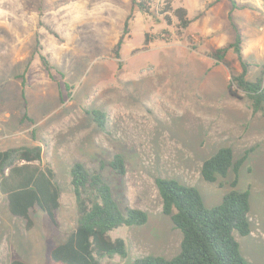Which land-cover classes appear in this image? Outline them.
Here are the masks:
<instances>
[{
	"label": "rangeland",
	"instance_id": "rangeland-1",
	"mask_svg": "<svg viewBox=\"0 0 264 264\" xmlns=\"http://www.w3.org/2000/svg\"><path fill=\"white\" fill-rule=\"evenodd\" d=\"M215 1L173 0L174 7L184 6L196 18L186 30L175 18L169 26L160 15L163 21L157 23L135 11L117 58L131 0H0V151L42 145L43 159L35 164H51L62 189L58 227L37 208L30 230L10 213L8 198L0 193V264L16 259L53 264L52 245L77 224L71 185L77 161L92 171L104 163L103 174L121 207L149 214L145 225L110 233L125 240L128 256L105 258L103 264H132L149 255L173 258L180 252L182 233L163 213L155 181L175 179L196 187L207 207L218 206L233 189L235 174L208 182L201 169L223 147L233 148L235 158L250 150L237 189L250 192L252 233L236 236L245 259L264 264V112L254 114L242 91V99L233 97L231 70L205 55L235 38V22L251 64L248 79L264 78V0H235L245 9L234 8L231 0ZM165 2L151 4L160 10ZM213 9L220 11L219 26L204 35L201 26ZM167 28L172 42L146 43L147 33ZM39 53L54 67V79ZM231 54L234 72H239L240 63ZM95 109L107 114L105 130L86 113ZM25 114L35 124L29 119L22 123ZM116 154L126 159L124 178L108 166Z\"/></svg>",
	"mask_w": 264,
	"mask_h": 264
},
{
	"label": "trees",
	"instance_id": "trees-1",
	"mask_svg": "<svg viewBox=\"0 0 264 264\" xmlns=\"http://www.w3.org/2000/svg\"><path fill=\"white\" fill-rule=\"evenodd\" d=\"M216 0L213 4L218 3ZM234 8L245 9L246 5L238 6L231 0ZM132 11L127 17L124 33L118 41L115 56L120 58V50L125 37L130 33V21L135 11L149 15L157 23L163 20L173 25L177 19L182 30L188 29L193 23L189 10L184 6L174 7L173 0H166L160 10L153 8L150 0H131ZM212 4V5H213ZM157 11V12H156ZM163 17V20L159 18ZM231 18V17H230ZM235 38L232 42L208 52V57L217 64H223L231 70L229 82L230 94L242 99L239 91L251 101L254 114L264 112V78L256 81L248 79L251 64L243 52L244 36L241 30L232 23ZM174 40L167 28L159 34H146V43ZM234 53L240 63L241 70L234 72V60L229 54ZM48 75L54 79V68L46 56L39 53ZM30 64L26 69V73ZM26 73L21 78H25ZM26 83L23 80V86ZM68 87V85H67ZM100 129L107 127V114L101 110H86ZM29 119L25 114L22 123ZM35 135V131H33ZM250 150L241 157L235 158L231 147H223L204 161L201 175L205 181L217 182L226 178L230 171L235 174L230 190L218 206L209 208L205 205L200 191L193 186L184 185L175 179L157 178L158 189L163 213L170 216L176 229L182 233L180 252L173 258L162 256H145L136 259L132 264H251L241 252V245L236 234L249 236L252 227L249 219L251 199L249 191L237 189L239 173L248 158ZM44 148L42 145L16 146L0 151V193L8 198V209L16 217L26 222L28 230L34 226L32 212L37 208L45 212L51 222L58 227L57 211L61 208L62 189L56 180V172L51 164L36 165L42 161ZM111 171L124 178L127 174L126 159L116 154L109 162ZM102 163L99 170H90L83 162L77 161L71 168V185L75 195L77 208V224L66 237L53 244L49 251V259L53 264H103V259L128 256V248L124 239H114L111 232L122 226H142L148 223L147 211L121 207L115 197L113 186L107 182ZM122 203V202H121ZM11 264H30L22 260H14Z\"/></svg>",
	"mask_w": 264,
	"mask_h": 264
},
{
	"label": "crops",
	"instance_id": "crops-1",
	"mask_svg": "<svg viewBox=\"0 0 264 264\" xmlns=\"http://www.w3.org/2000/svg\"><path fill=\"white\" fill-rule=\"evenodd\" d=\"M264 3V2H263ZM211 12H213L212 14H209V16L207 15V16H205V20L203 21V24H202V26H201V28L204 30L203 31V34L204 35H207V31H206V29L207 28H210V27H212V28H217L218 26H219V19H218V14L220 13V11L219 10H211ZM219 12V13H218ZM231 12H233V10H231L230 12H229V15L231 14ZM190 14V13H189ZM192 18V17H191ZM193 19V22H194V20L196 19V18H192ZM213 21V25L212 26H209L208 24H209V22H212ZM235 23V22H234ZM236 24V23H235ZM231 26H232V24H231ZM236 26H237V24H236ZM238 27V26H237ZM239 28V27H238ZM234 40V39H233ZM233 40H231L230 42H232ZM229 42V43H230ZM224 46V45H223ZM220 47H222V46H220ZM219 48V47H218ZM209 49H208V47L206 48V51H208ZM208 52H210V51H208ZM208 52L206 53L205 52V55L206 56H208L207 54H208ZM243 52H244V56H247V52H246V50L243 48ZM44 55V54H43ZM232 56H236L234 53H232L231 54ZM45 56V55H44ZM210 58V57H209ZM247 60V59H246ZM237 69H239V68H237ZM241 70V67H240V69H239V71ZM231 78V77H230Z\"/></svg>",
	"mask_w": 264,
	"mask_h": 264
}]
</instances>
